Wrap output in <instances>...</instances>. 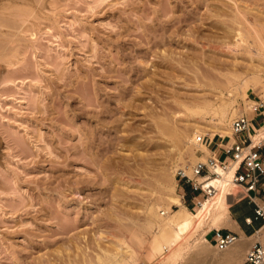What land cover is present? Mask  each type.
Masks as SVG:
<instances>
[{
    "label": "rangeland",
    "instance_id": "1",
    "mask_svg": "<svg viewBox=\"0 0 264 264\" xmlns=\"http://www.w3.org/2000/svg\"><path fill=\"white\" fill-rule=\"evenodd\" d=\"M238 5L236 17L231 0H0V264H99L104 252L118 253L126 226L142 224L164 174L181 195L176 172L195 162L185 157L181 168L178 149L187 146L173 149L154 125L172 112L187 133L204 127L180 104L201 95L199 83L224 81L218 71L252 65L226 45L243 16L264 19V9ZM248 93L264 101V82ZM207 230L180 256L159 250L136 264H189L188 248Z\"/></svg>",
    "mask_w": 264,
    "mask_h": 264
},
{
    "label": "bare ground",
    "instance_id": "2",
    "mask_svg": "<svg viewBox=\"0 0 264 264\" xmlns=\"http://www.w3.org/2000/svg\"><path fill=\"white\" fill-rule=\"evenodd\" d=\"M231 2L233 3V12L236 17L242 14L239 10V2L246 8L264 9V0H231ZM236 33L238 37L233 40V44L226 45L227 51L235 56L247 57L249 62L251 61L250 63H252V65L249 63L251 65L250 69L247 67L244 74H242L235 67L223 74L214 66H211L213 70L218 71V75L224 78V81H219L221 80L219 78V80L214 79L212 81L211 76L206 78L210 79L211 82H203L201 84L198 82L199 87L202 89L201 95L180 104L184 111V117L196 118L199 122L204 123V127L199 122H196L199 125L193 127L192 132H189V134L187 130L185 131V129H181L177 125L176 115L172 112H164L154 125L156 134L172 143L173 149H176L181 144L187 146V151H183L182 147L178 149L179 153L176 163H180L182 165L181 168H186L188 165L185 157L189 158L191 164L201 160L194 155L193 149L200 148L207 155L205 147L200 144V138L206 131L204 130L205 128L208 127L211 130V138L216 136V134L221 137L228 136L230 137L229 143H231L233 136L227 126L230 124L231 129V122L235 117L246 115L248 110L252 113L251 104L253 99L248 92L251 91V88L264 82L263 72L260 69L264 65V19L254 16L251 22L249 17L243 16L242 28ZM246 72H248V75ZM205 74V76H208V72ZM207 87L212 92H207L204 89ZM238 98L244 100V106L240 107L237 105ZM263 135L264 125L250 136L251 139H256ZM190 173L189 171L187 174L190 175ZM231 175V167L223 170L217 169V175L214 178L204 181L209 187H214L215 191L212 196L201 201V205L196 207L197 210L194 213L190 212L182 204V197L180 198L176 193L177 184L174 176L171 177L167 173L158 181L156 179L158 182L156 201L145 208L142 224L140 225L139 223L140 226H136V224V227H133L132 220L123 216V220L132 222L130 223L132 224L131 226L125 227L127 237L117 240L118 253L116 255H109V253L104 252V255L98 258V263L136 264L140 258H146L151 253L155 254L159 250L167 258L180 256L184 249L187 248L189 241L196 238L204 226L208 230L203 232L193 247L188 248L189 264H238L248 250L244 247L248 246L249 248L254 242H259L264 250L263 227L259 232V237L256 235L252 239L243 237L236 239L225 250H218L214 245L218 253L210 252L212 246L206 237L210 228H231V225H234V222L229 218L228 208L230 200L234 201V197H231L230 194L236 192V189L226 186ZM172 205H175L178 210L172 212L170 210ZM261 206L264 207L263 204ZM134 222L138 223L136 220ZM145 235H150L151 237L149 248H145L147 243Z\"/></svg>",
    "mask_w": 264,
    "mask_h": 264
},
{
    "label": "built area",
    "instance_id": "3",
    "mask_svg": "<svg viewBox=\"0 0 264 264\" xmlns=\"http://www.w3.org/2000/svg\"><path fill=\"white\" fill-rule=\"evenodd\" d=\"M252 102V113L260 115L264 121L263 100L254 98ZM251 121L252 118L246 115L235 117L231 122L233 136L231 143H229L230 137L227 136L226 143H223L224 137H220L219 144H216L220 153L212 149V153L207 156L205 162L199 161L193 165L191 175L182 169L176 172L182 180V185L188 186L191 194L190 200L194 207L200 206L201 201L212 196L215 191L214 187H209L204 181L214 178L217 175V169L223 170L231 167L232 175L226 186L236 189V192L230 194L234 197L233 203L243 199L253 203L254 216L246 218L245 221L250 224L252 220H261L264 223V207L261 206V204L264 205V137L250 146V134L255 133ZM204 143L209 146L211 139ZM194 193L200 194L202 198H198ZM181 197L183 199L184 195L181 194ZM209 235H212V239H209ZM206 237L218 250H225L236 241L238 236L222 227L212 228ZM241 264H264V250L259 242H254L248 248Z\"/></svg>",
    "mask_w": 264,
    "mask_h": 264
},
{
    "label": "crops",
    "instance_id": "4",
    "mask_svg": "<svg viewBox=\"0 0 264 264\" xmlns=\"http://www.w3.org/2000/svg\"><path fill=\"white\" fill-rule=\"evenodd\" d=\"M263 114H264V111H263ZM246 115H248V113H246ZM254 115H256V114H253L252 117ZM251 123H252V121H251ZM263 124L264 123L262 121L261 124L258 127L254 126L253 124L252 125H253V127H255V131H258V129H260ZM252 134L253 133H251L250 135H252ZM263 137H264V135L261 136V137H258L256 139H251L252 140V145L257 143ZM250 138H251V136H250ZM216 144H219V139L216 136H214L211 139L210 145L208 146L209 150L207 149L210 152V154L212 153V149L216 150L217 153H220V149L218 147H216ZM205 152H206V149H205ZM206 153H208V152H206ZM176 188H177V186H176ZM181 194L184 195L183 199H181L182 204L187 209L190 208L189 205H191L193 203L190 200L191 194H190V191H189V188H188L187 185H183L182 186V193ZM179 196L181 198V195H179ZM186 198H188V199H186ZM232 203H233V201L230 200V205H229V208H228V215H229V218L234 222V225H231L232 226L231 228H226L225 227V229L226 230H231L232 232H234L238 236L237 240L241 239L242 237L246 238V239H252L256 235L259 237V232L264 227V225H262L263 223L261 222V220H252V222L250 224H248L245 221L246 218H253V216H254V214H253L254 204L248 202L246 199H243L241 201L235 202L233 204ZM236 205H241L242 208H244L246 211L252 210V213L249 214V215L248 214H244L243 216H240V215H238L237 211L234 210V207ZM244 248L248 249V246H245Z\"/></svg>",
    "mask_w": 264,
    "mask_h": 264
}]
</instances>
